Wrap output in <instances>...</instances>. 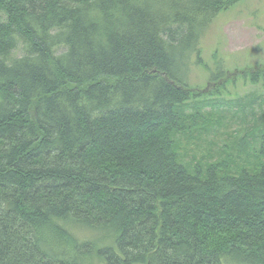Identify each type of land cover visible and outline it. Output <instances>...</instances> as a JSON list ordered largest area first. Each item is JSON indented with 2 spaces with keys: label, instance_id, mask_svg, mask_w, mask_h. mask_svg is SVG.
Returning <instances> with one entry per match:
<instances>
[{
  "label": "trees",
  "instance_id": "16d2710c",
  "mask_svg": "<svg viewBox=\"0 0 264 264\" xmlns=\"http://www.w3.org/2000/svg\"><path fill=\"white\" fill-rule=\"evenodd\" d=\"M239 1L0 0V264H264V109L245 164L187 147L227 122L184 109Z\"/></svg>",
  "mask_w": 264,
  "mask_h": 264
},
{
  "label": "rangeland",
  "instance_id": "374dc122",
  "mask_svg": "<svg viewBox=\"0 0 264 264\" xmlns=\"http://www.w3.org/2000/svg\"><path fill=\"white\" fill-rule=\"evenodd\" d=\"M199 50L203 64H197V56L192 54L194 64L189 66L188 73V83L196 96L184 111L196 113V108L202 109L203 105L205 117L222 121L223 116L227 122L221 126L211 120L214 127L206 130L207 136L200 139L199 132L194 134L187 147L202 145L198 157L203 154V146L206 147L204 155L232 150L234 160L231 161L236 165L245 164V156L238 153L236 143L241 132L255 129L254 116L259 121L264 109L261 81L252 84L248 78L252 71L264 70V0H240L217 14L200 38ZM216 73L219 79L213 81L210 76ZM229 117H233L232 123ZM178 139L183 140V136ZM181 155H185L183 151ZM182 159L185 163L191 161L190 156ZM77 235L82 239L91 238L87 232Z\"/></svg>",
  "mask_w": 264,
  "mask_h": 264
}]
</instances>
